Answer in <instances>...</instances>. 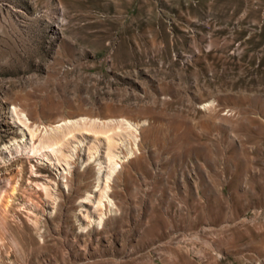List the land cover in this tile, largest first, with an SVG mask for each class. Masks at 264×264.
Returning <instances> with one entry per match:
<instances>
[{"label":"rangeland","instance_id":"1","mask_svg":"<svg viewBox=\"0 0 264 264\" xmlns=\"http://www.w3.org/2000/svg\"><path fill=\"white\" fill-rule=\"evenodd\" d=\"M12 106L90 125L21 172ZM0 205V264H264V0H0Z\"/></svg>","mask_w":264,"mask_h":264},{"label":"bare ground","instance_id":"2","mask_svg":"<svg viewBox=\"0 0 264 264\" xmlns=\"http://www.w3.org/2000/svg\"><path fill=\"white\" fill-rule=\"evenodd\" d=\"M11 109H12V112L16 116V119H17L16 122H18V124L22 126L20 128L22 131L13 132L14 136L12 138V141L14 142L12 145L15 146L16 153L20 152L23 155L22 157L17 158L16 161L14 160V163H13V164L18 165L19 171L21 172L24 170L25 160H26L25 157L42 155L44 159L47 158L49 160H53L51 153H54V155L56 156V161H60V157L58 156V153L62 154L63 152L62 148L68 142L67 141L69 138L68 136L72 130V127L76 125L85 126V124L90 123V122L88 123V119L86 117H82V118L78 117L79 119H63L56 123H49V124L38 123L35 119H33V117L26 115L23 112L24 109L19 108L17 106H12ZM93 122L95 123L99 122L102 124H107L109 122L117 123V125H121V126L124 125V127L127 126L130 128L135 126L134 121L132 122L131 120L125 117L123 118L120 117L118 119L110 118L108 121L95 118V119H92L91 124H93ZM95 132H98V130L95 129ZM41 133H43V135L40 136ZM37 138H40L38 143H36ZM106 140H107V143H106L107 144V158H108L109 163L112 164V166H110L111 167L110 173H112L117 169L118 166H120V163L116 159V157H119V155L113 150L116 144L114 142V138L112 137V135L108 134L106 136ZM71 147H73V145ZM76 147L77 146H74L73 149L75 150ZM64 155L65 157L70 158L72 156V153L64 154ZM65 163L68 164V159L66 160ZM101 167H102V164L100 163L98 166V172L100 171ZM64 169L65 167L63 168V170ZM16 189L17 187L13 185L11 188V192L14 193ZM102 195L107 197L108 200H110V197L107 194V189H105ZM100 202H101V199H100Z\"/></svg>","mask_w":264,"mask_h":264}]
</instances>
